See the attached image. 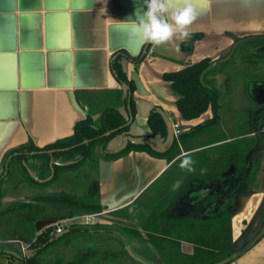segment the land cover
I'll return each instance as SVG.
<instances>
[{
  "label": "crops",
  "instance_id": "crops-1",
  "mask_svg": "<svg viewBox=\"0 0 264 264\" xmlns=\"http://www.w3.org/2000/svg\"><path fill=\"white\" fill-rule=\"evenodd\" d=\"M134 2L138 5L140 0H0V172L9 151L29 141L37 147H44L69 137L76 124L89 113L96 118L101 110L117 108L128 117L130 108L125 100L128 87L117 81L112 69V62L119 53H126L122 54L120 63L128 79L136 86L132 93L136 114L129 119L128 131L108 143L109 151L117 152L127 138L151 139L148 117L154 109L161 111L175 137L211 120L214 116L212 106L198 118L184 120L178 109V96L164 75L181 71L203 59L214 61L225 58L238 39L264 35V0H193L199 16L189 27V37L182 41L174 39L161 45H151L146 52L147 44L134 46L128 42L126 19L133 10ZM197 34L202 37L197 39L193 49H182L181 43ZM127 55L145 57L136 63ZM237 57L238 54H235L234 67L237 69L234 74L215 75L219 90L220 83L225 80H242L248 84L250 77L255 75L264 83V63L256 65L253 70L247 68L240 56L238 60ZM223 109L224 103L220 110V124L214 133H221L228 139L213 146L233 144L238 138L233 129L237 124L225 127L224 119L221 124ZM175 125L179 126V133L175 132ZM253 127L256 126L252 125L249 131ZM258 127L257 132L243 136L251 138L252 143L245 151L246 155H251L257 148L264 150V142L258 144L259 136L264 138V116L259 120ZM252 138L257 140V145ZM158 141L155 145L159 148L163 141L160 138ZM232 148L235 150L234 146ZM186 153L182 150L181 156ZM174 161L153 156L147 151H131L116 160L100 159L97 167L87 166L93 169V178L98 181V199L104 207L103 213L117 216L141 233L131 239V247L136 248L141 257H150L151 260H145L152 264H193L191 256H194L196 245L194 241L177 239L178 231H181L176 230L179 226L173 227L169 231L172 233L167 236L154 232L150 240L142 228L145 217H139L140 210L155 198L158 191L168 184L183 183V178L178 182L172 176L161 178ZM257 163L264 170V163ZM77 172L64 173L67 175L63 177ZM58 188L57 191H64ZM49 189L45 191L49 192ZM56 190L53 188L52 191ZM223 190L219 179L197 187L181 199L178 215L218 214L222 206L217 202L222 198ZM216 194L219 196L215 205L209 204L200 209L192 207L201 198ZM235 203L231 215L234 254L231 263L264 264V234L252 247L242 251L264 227V187L257 190L248 186L247 193L235 195ZM18 215L25 217V214H15V218ZM153 216V224L157 227L156 215ZM21 222H18L19 226L18 223L15 225L16 237H0V258H11L9 264H22L19 259L33 253L31 251L28 255V252H23L19 243H27L18 234ZM42 222H46V226L39 230ZM52 222L38 221L36 233L49 228ZM3 225L1 232L8 230L6 221ZM179 228L184 230V227ZM205 237L212 239L209 233H205Z\"/></svg>",
  "mask_w": 264,
  "mask_h": 264
},
{
  "label": "trees",
  "instance_id": "trees-1",
  "mask_svg": "<svg viewBox=\"0 0 264 264\" xmlns=\"http://www.w3.org/2000/svg\"><path fill=\"white\" fill-rule=\"evenodd\" d=\"M202 35H193L189 41L181 43L182 49L191 51L194 43ZM151 44L146 45V52ZM122 54L112 62V69L116 74L117 81L128 87L131 94L125 98L129 105L130 115L125 117L117 108H106L101 110L99 115L94 118L92 113L79 121L74 132L69 137L60 139L44 147H37L29 141L11 151L4 159V164L0 172V227L3 221L9 215L25 214L20 224L18 234L22 240L36 239L40 247L27 258L19 259L22 264H45L47 255L52 249L58 248L63 242L80 241L84 238L94 237L95 235H112L119 237L122 249L112 251L102 250L101 247H91L83 252L77 253V258L69 264H111L115 259L125 257L134 264H152L145 259L137 257L131 250V239L139 236L141 233L130 226L122 228L112 227L103 224H71L70 227L58 236H51L52 227L45 229L40 234L35 231V225L38 221H56L63 214L59 209H66L67 215H73L78 212L97 213L104 211V207L98 199L99 184L97 179H93L83 195L72 194L65 191L46 192L54 182L61 178V175L68 172H76L85 166L97 167L99 160H116L129 154L131 151H147L151 155L159 158H167L174 161L173 166L161 177L172 176L174 181L183 178V183L168 184L162 191H158L155 198L149 200L148 204L141 209L139 217L144 218L145 224L142 226L150 240L154 232H161L163 235H170L173 227L177 228V238L180 240L194 241L196 245L194 256H191L193 264H230L233 257V239L231 237V215L235 208V195L238 193H247V175L243 173L240 184H226L225 179L231 174L230 168H239L244 161L246 150L252 145L250 139L243 136L250 132L258 131L253 127L251 131L242 130L237 132L238 137L233 144L221 143L213 146L217 142L227 140L225 135H215V131L220 124V110L222 109L221 92L216 85L215 75L218 73H230L236 71L235 54L240 56L242 62L248 68L256 69V65L264 63V35L253 36L238 39L232 47L231 52L225 58L212 61L203 59L198 63L187 66L178 72L166 73L164 79L170 82L175 94L178 96L177 105L181 117L184 120L198 118L210 106L214 110V116L211 120L205 121L198 126L190 129L175 137L170 133L168 122L164 119L159 109H154L148 117V125L152 130L151 139L155 143L159 138L163 141L158 150L145 141L147 137L127 138L124 145L117 152H111L107 149L108 143L117 135L128 131L130 117L136 114L132 93L136 86L128 79L120 63ZM128 58L139 63L145 57L140 55ZM248 71V70H246ZM111 132L109 135H105ZM242 137V138H241ZM254 144L257 141L252 138ZM264 138L259 136V145ZM258 145V146H259ZM235 147L234 148L232 147ZM184 150L186 155H182ZM99 152V153H98ZM98 153V154H97ZM185 156H190L193 163L191 170L188 167L181 168L180 162ZM54 160V177L52 180L39 183L34 180L27 168L41 180L46 179L51 174L50 161ZM73 162L68 166H61L58 163ZM22 175L28 185L40 190L29 200L13 201L4 205L2 200L5 195V184L13 179L16 174ZM219 179L223 183L225 190L224 197L220 198L218 204L222 206L218 214L212 216L192 215L179 216V202L186 195L193 192L197 187L207 182ZM228 190V192H225ZM219 194L211 195L200 199L192 207H206L209 204L215 205ZM135 214V213H134ZM153 215H156L157 227L153 224ZM134 216V215H133ZM19 220V219H17ZM156 229V231H155ZM205 233L211 234L212 239L203 238ZM264 234V227L257 235ZM10 235L9 230L0 231V237ZM174 235V234H172ZM257 237V236H256ZM255 240L248 243L242 251L248 250L253 246ZM1 245V244H0ZM129 248V249H128ZM3 251V250H1ZM241 251V253H242ZM131 252V253H130ZM10 256V255H9ZM11 258L8 257V262Z\"/></svg>",
  "mask_w": 264,
  "mask_h": 264
},
{
  "label": "rangeland",
  "instance_id": "rangeland-1",
  "mask_svg": "<svg viewBox=\"0 0 264 264\" xmlns=\"http://www.w3.org/2000/svg\"><path fill=\"white\" fill-rule=\"evenodd\" d=\"M239 59V55L237 60ZM249 66V65H247ZM248 68V67H247ZM252 69V68H250ZM244 71V69H243ZM249 72H252L249 71ZM258 75L250 77V81L248 84H245L242 80H225L220 83V90L222 94V104L224 103V109L221 112L222 121L224 119V126L237 124L233 129L235 132H240L241 129H250L252 125H255L259 128V120L264 116V83L262 80L258 79ZM246 81V80H245ZM260 93H262L260 95ZM234 115V116H233ZM224 117V118H223ZM249 154V153H248ZM264 150L261 148H257L251 153V155H246V159H244L243 163L240 165L241 167L236 168L234 172H231L225 179L226 184L229 186L231 184H240L242 181L243 173L247 175V184L249 189L255 188L257 190H261L264 187V170L260 168L257 161L260 164L264 163ZM249 156V157H248ZM231 169V168H230ZM67 174H63L62 178L59 181L54 182L49 188V192H53V188L55 190H59L58 187L62 188L65 192H70L72 194L83 195L86 192V189L89 183L94 179V171L92 168H83L78 171L76 174H71V176L64 178ZM56 190V191H57ZM40 190L35 189L28 185L24 180H22V175L17 173L16 176L9 181L6 186V196L3 199V204L7 205L14 200H29L34 195H36ZM225 192H228L225 191ZM202 193V192H201ZM221 196H225L224 192ZM222 197V198H223ZM68 210L63 209L61 212L63 213L59 219L56 221H60L64 218H68L73 215H67ZM92 213V212H89ZM95 213V212H94ZM101 214L96 217L94 222L91 225L95 224H103V225H111L112 227L122 228L123 226H127L124 222H122L117 216H113L111 214H104L102 212H97ZM77 215H83L84 213L78 212ZM24 217L15 218V215L8 216L2 223L6 221V227L11 232L10 235L6 238L16 237L17 233H15V225L19 221H23ZM19 219V220H16ZM16 220V222H14ZM54 222V221H53ZM53 222L51 224H53ZM77 224H82L78 222ZM19 226V223L17 224ZM4 226V225H3ZM17 226V227H18ZM46 226V222L40 223L38 229L40 230L42 227ZM9 227V228H8ZM68 241V240H67ZM63 242L61 246L58 248L52 249L47 255V259L45 260V264H69L70 261L77 258V253L81 251H87L90 246L91 247H101L102 250L109 249L112 251H117L122 249V244L119 242V237L116 234L112 235H95L94 237L84 238L80 241L74 242ZM27 243H30L31 246L28 249L29 253H32L36 250V248L40 247L39 242L36 239L27 240ZM2 245V244H1ZM132 252L139 258L142 259H150L148 256L141 257L139 253H137L136 248L131 247ZM32 251V252H31ZM151 260V259H150ZM169 263V261H165ZM0 263L9 264L6 258L1 257ZM111 264H134L130 260L122 257L120 259H115L111 262Z\"/></svg>",
  "mask_w": 264,
  "mask_h": 264
},
{
  "label": "clouds",
  "instance_id": "clouds-1",
  "mask_svg": "<svg viewBox=\"0 0 264 264\" xmlns=\"http://www.w3.org/2000/svg\"><path fill=\"white\" fill-rule=\"evenodd\" d=\"M199 13L193 0H140L126 19L128 42L134 46L161 45L189 37V27ZM190 156H185L180 167L191 170Z\"/></svg>",
  "mask_w": 264,
  "mask_h": 264
},
{
  "label": "built area",
  "instance_id": "built-area-1",
  "mask_svg": "<svg viewBox=\"0 0 264 264\" xmlns=\"http://www.w3.org/2000/svg\"><path fill=\"white\" fill-rule=\"evenodd\" d=\"M174 127H175V130H177L175 132L179 133L178 132L179 126L175 125ZM100 215L101 214L99 213H84L83 215L80 214V215L64 218L58 222L56 221L51 225L52 227L51 236L61 235L63 232H65L70 227L71 224H74V223L77 224L78 222H80L82 224L91 225L96 219V217ZM19 243L21 244L23 252L27 254L28 249L30 248L31 244L22 243L21 241ZM230 264H234V263H230Z\"/></svg>",
  "mask_w": 264,
  "mask_h": 264
},
{
  "label": "water",
  "instance_id": "water-1",
  "mask_svg": "<svg viewBox=\"0 0 264 264\" xmlns=\"http://www.w3.org/2000/svg\"><path fill=\"white\" fill-rule=\"evenodd\" d=\"M168 127H169V131H170V133H172V128H171V125L170 124H168ZM255 132H257V130L255 131ZM111 132H107L105 135H109ZM146 142L147 143H149L151 146H153V148L155 149V150H158L159 148L155 145V142H154V140L152 139H147L146 140ZM73 162H67V163H63V164H60L61 166H68V165H70V164H72ZM55 164H57L54 160H51L50 161V169H51V174L49 175V177H47L46 179H43V180H41V179H39L32 171H31V169L30 168H27V170H28V172H29V174H30V176L34 179V180H36L37 182H39V183H44V182H48V181H50V180H52L53 179V177H54V165ZM234 171V168L232 167L231 169H230V172H233ZM262 236V235H261ZM261 236L260 235H257V237L254 239L255 241H257L259 238H261ZM129 249V248H128ZM244 252V251H243ZM131 253V252H130Z\"/></svg>",
  "mask_w": 264,
  "mask_h": 264
},
{
  "label": "flooded vegetation",
  "instance_id": "flooded-vegetation-1",
  "mask_svg": "<svg viewBox=\"0 0 264 264\" xmlns=\"http://www.w3.org/2000/svg\"><path fill=\"white\" fill-rule=\"evenodd\" d=\"M219 201V200H218ZM218 203V202H217Z\"/></svg>",
  "mask_w": 264,
  "mask_h": 264
}]
</instances>
